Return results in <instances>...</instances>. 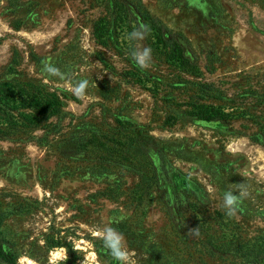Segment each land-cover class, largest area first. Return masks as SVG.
<instances>
[{"label": "rangeland", "instance_id": "374dc122", "mask_svg": "<svg viewBox=\"0 0 264 264\" xmlns=\"http://www.w3.org/2000/svg\"><path fill=\"white\" fill-rule=\"evenodd\" d=\"M133 2L174 33L203 68L202 81L263 112L264 0H0V84L47 88L64 104L36 129L15 125L24 112L18 99L0 104V264H117L98 235L106 224L124 235L131 264H264L259 126L198 120L164 101L169 82L156 96L130 78L137 46L152 49L150 73L176 75L152 42L127 38L140 26ZM119 7L132 12L102 45L94 27H117ZM46 59L66 78L42 73ZM84 79L78 98L71 88ZM127 140L143 152L126 156ZM239 183L248 196L228 217L223 194ZM196 227L199 235H189Z\"/></svg>", "mask_w": 264, "mask_h": 264}, {"label": "trees", "instance_id": "16d2710c", "mask_svg": "<svg viewBox=\"0 0 264 264\" xmlns=\"http://www.w3.org/2000/svg\"><path fill=\"white\" fill-rule=\"evenodd\" d=\"M134 9V15L139 25L144 24L149 27V32L146 35V40L152 42L153 48L159 52V58H161L169 67H171L176 73L173 74L169 80L164 79L163 76L150 73L148 70H141L136 66L132 58L130 57L131 67L127 74L130 78L138 82L139 84L149 86V91L153 94L160 95L161 88L164 83L169 82L168 86L171 91H167L164 94V101L173 104V106H185L184 112L188 115L197 118L198 120L205 122H214L218 120H234L240 118H248L259 126V135H254L253 138L258 139L262 136L264 139V110L263 112L256 107H248L245 105H238L234 99L228 96L224 90L216 87L214 82L202 81L204 79V70L196 62L186 54L184 46L179 39L171 32L167 26L159 21V19L152 14L147 7L141 3H130ZM121 7L117 9L115 20L121 23L115 24L117 27L112 28L110 22L106 23L109 26L104 27L99 22L94 27V33L99 38V43L107 45L106 37L112 38L114 32L120 28L122 22L129 17L130 9H126L128 13H125ZM122 28V27H121ZM134 50V49H133ZM132 50V51H133ZM215 67L206 66L207 72H214ZM150 84V85H148ZM7 83L0 84V104L4 107L11 106L8 103L11 99H18L23 106L24 112L20 117H16L14 120L15 125L26 126L31 124V128H45L50 119L53 116H58L63 112L64 104L58 93L51 91L47 88H26L20 86L17 91H13L10 87H6ZM247 93H253V87L249 85L247 89H244ZM264 90V87H263ZM178 91L183 95V103H176L177 98L175 92ZM260 97V95H258ZM264 104V91L261 97ZM175 102V103H173ZM28 109V110H27ZM27 110V111H26ZM177 118L174 113H169L166 117L167 123L171 124ZM106 143L103 142V145ZM125 150L122 152L126 156H132V152H143L140 148L141 145L134 141L127 140L123 143ZM131 153V154H130ZM146 154V153H144ZM151 165L149 171H153ZM155 172H152L151 176L147 178V182L155 178ZM151 178V179H150ZM150 183L145 182L141 187V191L145 188H149ZM138 187V186H137ZM0 253H4L2 244L0 243Z\"/></svg>", "mask_w": 264, "mask_h": 264}, {"label": "clouds", "instance_id": "9594fccd", "mask_svg": "<svg viewBox=\"0 0 264 264\" xmlns=\"http://www.w3.org/2000/svg\"><path fill=\"white\" fill-rule=\"evenodd\" d=\"M149 32L147 25L141 24L138 28H134L129 34L128 39L130 41H143ZM131 58L138 68L141 70H147L152 66V49L150 47L137 46L131 52ZM41 72L50 77H56L61 80L66 78V74L63 73L59 67L50 62V59H46L41 62ZM89 87V81L87 79L79 80L73 84L71 91L73 95L78 98H83L86 94V90ZM248 196V192L245 189L243 183H239L236 191L227 190L223 194L222 207L225 210V214L228 217H235L240 211H242L243 200ZM191 236L199 235V227L192 228L188 231ZM103 241V246L111 257L117 262V264H131L130 253L126 247L125 237L114 228L111 224H106L98 234ZM83 264H87V258H84Z\"/></svg>", "mask_w": 264, "mask_h": 264}]
</instances>
